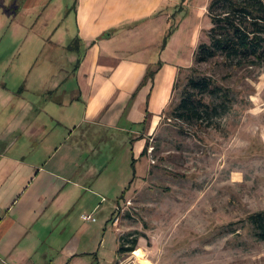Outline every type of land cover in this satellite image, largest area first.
Returning <instances> with one entry per match:
<instances>
[{
    "label": "crops",
    "instance_id": "obj_1",
    "mask_svg": "<svg viewBox=\"0 0 264 264\" xmlns=\"http://www.w3.org/2000/svg\"><path fill=\"white\" fill-rule=\"evenodd\" d=\"M167 9V0H0V264H123L117 202L95 226L101 205L88 199L98 145L129 143L136 176H147L146 140L197 49L186 57L184 28L162 46Z\"/></svg>",
    "mask_w": 264,
    "mask_h": 264
},
{
    "label": "rangeland",
    "instance_id": "obj_2",
    "mask_svg": "<svg viewBox=\"0 0 264 264\" xmlns=\"http://www.w3.org/2000/svg\"><path fill=\"white\" fill-rule=\"evenodd\" d=\"M209 1L167 0V24L184 28L187 58L191 46L208 39ZM192 57L180 66L162 125L146 140V177L133 176L129 143L117 150L98 145L96 193L88 202L101 210L92 224L105 222L117 202L113 222L140 235V254L122 255L123 264H264V241L247 221L264 210V68L226 77L217 63L200 66L235 90L236 104L219 129L192 127L166 116L192 75Z\"/></svg>",
    "mask_w": 264,
    "mask_h": 264
},
{
    "label": "trees",
    "instance_id": "obj_3",
    "mask_svg": "<svg viewBox=\"0 0 264 264\" xmlns=\"http://www.w3.org/2000/svg\"><path fill=\"white\" fill-rule=\"evenodd\" d=\"M209 2L208 15L211 18V26L207 29L208 39L198 44L194 52L195 65L191 68L192 75L183 86L179 101L166 116L192 127L219 129L222 118L234 108L237 93L212 73H202L200 66L217 63L228 71L226 77L235 69L264 68V0ZM74 3L72 6L76 9V1ZM169 31L162 46H165L174 33L173 29ZM156 70L150 69L146 79L155 76ZM146 149L147 147L142 154ZM132 167L135 177L134 158ZM124 196L123 194L121 198ZM247 221L255 238L264 241V210L249 214ZM139 240L140 235L135 232L122 235L120 253L137 250Z\"/></svg>",
    "mask_w": 264,
    "mask_h": 264
},
{
    "label": "built area",
    "instance_id": "obj_4",
    "mask_svg": "<svg viewBox=\"0 0 264 264\" xmlns=\"http://www.w3.org/2000/svg\"><path fill=\"white\" fill-rule=\"evenodd\" d=\"M83 217L87 220H92L94 219L93 216L91 214H84Z\"/></svg>",
    "mask_w": 264,
    "mask_h": 264
},
{
    "label": "bare ground",
    "instance_id": "obj_5",
    "mask_svg": "<svg viewBox=\"0 0 264 264\" xmlns=\"http://www.w3.org/2000/svg\"><path fill=\"white\" fill-rule=\"evenodd\" d=\"M140 251H141V250H139V249L136 250V251H135V254H136V255L140 254Z\"/></svg>",
    "mask_w": 264,
    "mask_h": 264
}]
</instances>
